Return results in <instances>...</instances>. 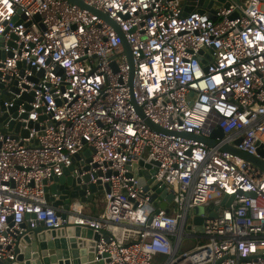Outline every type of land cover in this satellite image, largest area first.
<instances>
[{"label":"built area","instance_id":"2783aa9c","mask_svg":"<svg viewBox=\"0 0 264 264\" xmlns=\"http://www.w3.org/2000/svg\"><path fill=\"white\" fill-rule=\"evenodd\" d=\"M82 1L119 27L133 77L99 15L69 0H0V99L21 101L15 121L28 130L0 127V261L14 260L22 224L43 223L108 232L87 264H264V170L224 150L264 161V0L219 7L216 21L184 16L185 0ZM77 155L73 174L102 187L100 216L47 199ZM141 163L157 167L150 180L174 195L171 209L139 185ZM210 204L219 210L198 231L194 210Z\"/></svg>","mask_w":264,"mask_h":264},{"label":"water","instance_id":"95a60500","mask_svg":"<svg viewBox=\"0 0 264 264\" xmlns=\"http://www.w3.org/2000/svg\"><path fill=\"white\" fill-rule=\"evenodd\" d=\"M71 3L76 4L82 8H85L100 17L107 20L110 24L114 26V28L118 31L120 36L123 38L124 46L126 49V55L128 57V61L131 65L132 69V77H133V57L129 48V45L125 41L123 34L121 33L119 27L106 15L103 13L86 6L82 0H69ZM242 0H185L184 1V16L198 12L200 14H206L211 20H217V9L219 7L229 8L231 3L240 4ZM233 15L231 18H235ZM14 84H16L14 82ZM13 91L18 93V90L14 87ZM27 97L25 95L23 98ZM9 100V95L7 92L3 93L2 98L0 99V127L6 126L7 128L3 130L4 133L12 132L13 135L17 136L18 133L23 137L28 136V130H20L21 126L24 124L15 121L17 119V110L18 105L21 101H17L14 103V106L6 108L4 106V102ZM30 100V99H29ZM27 110L30 107H26ZM141 116L145 119L146 123L155 131L158 132H166L154 123H152L149 119L145 118L142 114L141 110H139ZM27 114L23 115V118H27ZM29 127L33 126V123H29ZM37 129V126H36ZM177 135H181L186 138H196L191 134H183L179 133ZM203 142L213 145L209 139L199 138ZM225 151H229L238 157L245 159L247 161L252 162L254 165L258 166L262 170H264V161L261 159L252 157L246 153L238 151L233 147H224ZM258 152L261 156H264V150L262 147H259ZM87 157L90 156L91 152L86 151L84 153ZM80 158V155H77L75 158V163L72 167L64 170L63 175L60 177L54 178V183L46 189L47 191V199L52 202L54 206H64L65 209L68 208V205L74 199L80 200L82 203L92 202L94 199V195L98 192L102 191L101 186H97L95 184L84 185L82 181L85 183L89 181V176H84L83 178H78L73 174L75 168L78 167L76 161ZM141 166L149 169L139 170L138 176L139 185L143 187L145 191H148L151 187L154 189L155 194L151 197L150 201L153 205L160 209H171L174 206L172 202L173 194L168 193L165 185L158 186V184H153L154 181L150 180V177L157 172V167L152 168L150 165H145L141 163ZM147 180L149 182H147ZM155 183V182H154ZM89 190L91 195L86 197V192ZM109 191L108 188H106ZM54 195H59V200H56ZM160 199H165L167 202L159 203L157 201V197ZM232 202V198L225 199L221 203V207H229ZM211 212V217L216 216V211L219 210L218 206H214L210 204L206 208L198 207L195 208L194 214L195 219L194 223L197 225L198 231L202 230V225L204 223V219L200 217L204 211ZM22 228L26 229V231L22 234L19 239L16 247H15V258L14 260L0 261V264H87L92 263L95 259L94 246L95 242L100 239V234L106 237L108 240V232L101 231L100 234L94 232L90 228H86L81 225H67L60 228H46L43 223L36 224L35 227H32L30 223L22 224Z\"/></svg>","mask_w":264,"mask_h":264},{"label":"rangeland","instance_id":"374dc122","mask_svg":"<svg viewBox=\"0 0 264 264\" xmlns=\"http://www.w3.org/2000/svg\"><path fill=\"white\" fill-rule=\"evenodd\" d=\"M246 1V0H244ZM99 197H103V193L99 192L98 193ZM74 202H76L83 210V212H92V209L90 208V203L89 205H87L88 203H82L80 200L78 199H74L73 200ZM103 203H104V200H103ZM103 208V207H102ZM193 223V220H192V215H191V218L189 219V225ZM197 244V241L195 239H185L183 241V248L186 246V245H189V246H195ZM165 258L163 256H159L156 260H155V263L154 264H162L164 262Z\"/></svg>","mask_w":264,"mask_h":264},{"label":"crops","instance_id":"0c3cea01","mask_svg":"<svg viewBox=\"0 0 264 264\" xmlns=\"http://www.w3.org/2000/svg\"><path fill=\"white\" fill-rule=\"evenodd\" d=\"M242 1H244V0H242ZM98 193L94 195L93 201L88 202V204H87V205H89V203H90V208L92 209V212H85L84 211L85 214L91 215V216H100L103 213V211H104L103 197H99Z\"/></svg>","mask_w":264,"mask_h":264}]
</instances>
